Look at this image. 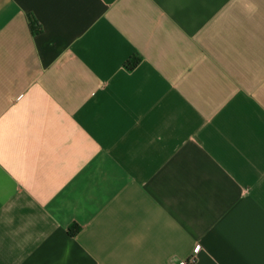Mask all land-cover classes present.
<instances>
[{
  "label": "crops",
  "instance_id": "0c3cea01",
  "mask_svg": "<svg viewBox=\"0 0 264 264\" xmlns=\"http://www.w3.org/2000/svg\"><path fill=\"white\" fill-rule=\"evenodd\" d=\"M191 257L264 264V0H0V264Z\"/></svg>",
  "mask_w": 264,
  "mask_h": 264
},
{
  "label": "trees",
  "instance_id": "16d2710c",
  "mask_svg": "<svg viewBox=\"0 0 264 264\" xmlns=\"http://www.w3.org/2000/svg\"><path fill=\"white\" fill-rule=\"evenodd\" d=\"M30 26L32 30H36V23L34 20H30ZM140 62V57L137 54L130 56L124 63L127 69H132Z\"/></svg>",
  "mask_w": 264,
  "mask_h": 264
},
{
  "label": "built area",
  "instance_id": "2783aa9c",
  "mask_svg": "<svg viewBox=\"0 0 264 264\" xmlns=\"http://www.w3.org/2000/svg\"><path fill=\"white\" fill-rule=\"evenodd\" d=\"M199 249V245H197L195 248H194V252H197ZM193 262V257L190 258V261H187V262H181L180 264H190Z\"/></svg>",
  "mask_w": 264,
  "mask_h": 264
}]
</instances>
